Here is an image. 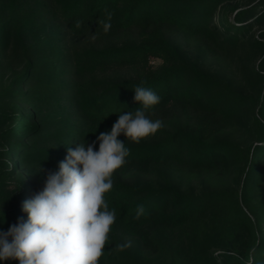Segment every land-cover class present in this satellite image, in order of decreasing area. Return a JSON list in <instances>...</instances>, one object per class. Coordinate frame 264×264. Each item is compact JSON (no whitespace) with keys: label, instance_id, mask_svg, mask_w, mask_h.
I'll use <instances>...</instances> for the list:
<instances>
[{"label":"trees","instance_id":"obj_1","mask_svg":"<svg viewBox=\"0 0 264 264\" xmlns=\"http://www.w3.org/2000/svg\"><path fill=\"white\" fill-rule=\"evenodd\" d=\"M38 1L9 0V11L31 15L25 20L28 24L15 27L23 48L13 47L11 18L0 16V55L16 50L24 57L22 70L0 91V231H7L18 218L27 221L23 202L43 189L48 173L58 171L69 147L96 141L94 151L99 150L97 137L110 133L122 112L141 106L134 101V88L144 81L143 87L161 97L147 114L161 120L163 127L139 143L123 133L118 136L130 155L114 173L113 189L105 196L116 222L99 264H155L151 257L159 253L166 257L162 264H264V0H48V18L72 32L112 37L138 30L137 37L121 43L79 51L65 68L83 77L62 88L53 80L62 67L35 56L54 46L53 37L43 33L32 40L25 31L42 16ZM105 9L113 13L107 32L97 23L106 19ZM172 27L224 50L237 49L251 37L261 51L258 93H244L233 84L235 79L186 61ZM152 54L164 56L166 63L132 77L96 75ZM45 92L64 96L82 114V122L74 121L71 111L48 116L37 106L25 112L17 105L11 108L16 101ZM236 124L251 134L249 142L226 135L225 130ZM180 164L204 175L210 186L190 189L177 179ZM235 166L242 169L238 189L219 186ZM140 172L150 177L132 179ZM138 205L144 206L145 215L136 220ZM211 230L222 240L217 254L203 246V235ZM163 231L183 235L179 249L169 247ZM129 240L130 248L115 250Z\"/></svg>","mask_w":264,"mask_h":264},{"label":"clouds","instance_id":"obj_2","mask_svg":"<svg viewBox=\"0 0 264 264\" xmlns=\"http://www.w3.org/2000/svg\"><path fill=\"white\" fill-rule=\"evenodd\" d=\"M105 12L106 19L97 23L107 32L113 13L107 9ZM143 84L141 81L134 88V101L141 106L134 112H122L111 132L97 137L98 151H94L96 141L87 147L84 142L74 149L69 147L58 171L48 173L43 189L23 202L27 221L18 218L7 231H0V261L99 264L116 222V212L109 210L105 196L113 189L114 173L130 155L118 136L123 133L128 140L139 143L163 127L161 120H152L147 114L161 97ZM144 215V206L138 205L134 219ZM130 247L129 240L117 244L115 250L122 252Z\"/></svg>","mask_w":264,"mask_h":264},{"label":"rangeland","instance_id":"obj_3","mask_svg":"<svg viewBox=\"0 0 264 264\" xmlns=\"http://www.w3.org/2000/svg\"><path fill=\"white\" fill-rule=\"evenodd\" d=\"M247 1V0H246ZM48 4V0L38 1V11L41 12V17L32 24L31 29L29 27L25 28V31H29V36L33 40L43 33H48L50 37H53L54 46L48 51L41 50L36 53L38 59L48 58L52 62H55L58 67H62V71L59 77L53 78L54 81L60 83V88L68 86L74 79H81L83 74L78 71L69 72L65 68L71 58H73L79 51L84 48H89L93 46H105L107 44H118L124 39L135 38L138 35V30H129L120 33L119 35L104 37L101 35H96L87 30L81 31L79 33L72 32L64 23L54 22L51 17L48 18V12L44 9V6ZM9 0H2V6L0 8V16L4 19L11 18L13 23L12 27V39L13 47H20V43L17 40L15 33V27L27 23V16L20 14L18 12L9 11ZM39 12V13H40ZM31 16V15H30ZM37 16V14H35ZM39 16V15H38ZM51 19V21H50ZM27 20V21H25ZM28 24V23H27ZM259 29L253 31L252 36H256ZM173 39L177 43L183 57L186 61L197 63L203 69L219 75L225 79L233 81V84L241 89L247 94H257L260 88L259 78L256 75V68L259 58L261 56V51L255 44L253 40L249 37L243 42L237 49L224 50L205 38L190 39L187 38L184 33L180 30L171 28L170 30ZM95 37V38H93ZM172 59L170 56L169 61ZM166 63V58L162 55L152 54L146 59H138L137 63L134 65H124L121 67L109 69L106 71H101L96 73L98 77H114V76H136L141 71L155 70ZM24 64V57L20 52L12 50L5 56L0 55V91L5 89L9 84L12 76L22 70ZM55 94L52 96L50 92H45V94L38 96V98H32L30 100L24 99L19 102H14L11 108L18 106L20 112L32 111L36 106L42 114L48 116H54L62 111H71L74 113V121L82 122V114L71 105L70 102L64 101V96L60 94ZM52 96V97H51ZM251 114V113H250ZM232 126L227 128L226 135H235L244 142H249L251 140V134L244 129L242 126ZM14 161V159H13ZM180 170L178 171L177 179L182 180L190 189L201 191L207 186L209 187L208 181L204 175L199 172L192 170L190 167L180 164ZM242 169L239 166H235L229 172L227 179L219 180L218 185L224 188L238 189L240 175ZM150 177L149 173L140 172L135 173L132 179L146 180ZM11 201H6L8 205ZM207 227H214L212 223L206 224ZM169 244L171 249H179L184 238L182 234H176L174 232L163 231L162 232ZM204 241L203 246L208 253L217 254L222 250V240L219 237H215L214 233L208 231L203 235ZM151 261L155 264L165 263L166 257L164 253H159L151 257Z\"/></svg>","mask_w":264,"mask_h":264}]
</instances>
